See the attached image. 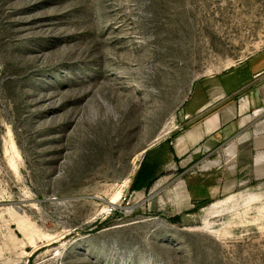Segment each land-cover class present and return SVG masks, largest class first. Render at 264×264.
I'll use <instances>...</instances> for the list:
<instances>
[{"label": "rangeland", "instance_id": "rangeland-1", "mask_svg": "<svg viewBox=\"0 0 264 264\" xmlns=\"http://www.w3.org/2000/svg\"><path fill=\"white\" fill-rule=\"evenodd\" d=\"M258 58L264 0H0V264H264V149L170 180L165 143Z\"/></svg>", "mask_w": 264, "mask_h": 264}, {"label": "crops", "instance_id": "crops-1", "mask_svg": "<svg viewBox=\"0 0 264 264\" xmlns=\"http://www.w3.org/2000/svg\"><path fill=\"white\" fill-rule=\"evenodd\" d=\"M258 61H261V58L239 64L233 71V83H222L219 87V95L212 93L206 101L189 99L183 105L187 124L180 132L173 134L172 159L167 166L170 172L167 178L177 167L183 168L186 174L192 166L199 171H205L214 167L216 163L221 164L219 160H231L240 154L242 149H249V153L251 150L264 149V116L250 114L251 107L257 105L260 99L264 103V88H249L264 74V65L259 68L254 66ZM246 88L249 89L245 90ZM242 90L245 91L238 100L224 103L228 97ZM257 91L260 97L257 96ZM202 115L204 117H200ZM191 118L195 120L191 122ZM215 153L218 156L215 160H211L209 156ZM168 179L171 180V178ZM172 180L182 185L180 193L185 199H191V190L195 187L203 186L201 181L186 184L189 180L188 175L172 178ZM142 191L133 192L141 193Z\"/></svg>", "mask_w": 264, "mask_h": 264}, {"label": "trees", "instance_id": "trees-1", "mask_svg": "<svg viewBox=\"0 0 264 264\" xmlns=\"http://www.w3.org/2000/svg\"><path fill=\"white\" fill-rule=\"evenodd\" d=\"M174 135L165 140V143L171 144V140ZM172 151V147H171ZM147 156V155H146ZM158 164L156 161H148L146 157L141 162L138 170L132 178L129 190L130 191H140L145 190L148 191L155 180L158 177ZM208 200H204L201 202L202 204L207 203Z\"/></svg>", "mask_w": 264, "mask_h": 264}, {"label": "bare ground", "instance_id": "bare-ground-1", "mask_svg": "<svg viewBox=\"0 0 264 264\" xmlns=\"http://www.w3.org/2000/svg\"><path fill=\"white\" fill-rule=\"evenodd\" d=\"M121 194V193H120ZM120 194L119 195H117L115 198H113L112 200H110V202L111 203H116V200L118 199V197L120 196ZM232 197L231 196H229L228 198H227V200H229V199H231Z\"/></svg>", "mask_w": 264, "mask_h": 264}]
</instances>
